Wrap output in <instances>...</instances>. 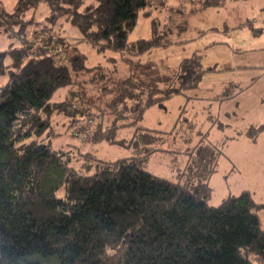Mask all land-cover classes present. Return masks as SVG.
<instances>
[{
  "label": "trees",
  "instance_id": "trees-1",
  "mask_svg": "<svg viewBox=\"0 0 264 264\" xmlns=\"http://www.w3.org/2000/svg\"><path fill=\"white\" fill-rule=\"evenodd\" d=\"M151 2L16 0L5 9L0 0V31L11 39L0 50V264H264V202L243 189L208 203L218 146L201 136L175 179L145 166L165 150L153 137L166 134L136 126L145 111L194 89L213 69L198 51L173 67L141 58L171 44L162 37L171 31L158 32ZM39 3L49 9L41 21ZM140 15L150 35L129 40ZM60 19L80 37L57 33ZM244 24L237 27L261 31ZM81 41L100 54L118 52L128 72L88 65ZM124 127L135 129L118 137ZM65 135L76 142L54 146ZM101 142L132 154L105 160L84 149Z\"/></svg>",
  "mask_w": 264,
  "mask_h": 264
},
{
  "label": "rangeland",
  "instance_id": "rangeland-1",
  "mask_svg": "<svg viewBox=\"0 0 264 264\" xmlns=\"http://www.w3.org/2000/svg\"><path fill=\"white\" fill-rule=\"evenodd\" d=\"M2 1L5 9H10L16 0ZM151 1V5H156L151 10L152 15L159 22L157 23L158 32L163 35L164 32L171 31V37L167 34H165L167 36H162L164 40L170 39L171 44L166 47L153 48L144 53L141 58L153 60L159 65L173 67L182 57L198 51L202 56L201 62L204 66H211L213 69H209L203 74L197 88L185 91L184 95L188 98L192 94L197 97L204 96L209 92H219L212 85L209 86V89L202 88L204 82H208L209 79L220 88L221 85H225L228 79H238L237 84L240 86L246 85L251 78L259 75L258 80L251 83L248 90L245 88L243 92L241 90L238 92L236 112L242 116L244 121L251 119L261 124L264 121V0H227L219 6H203L205 5L203 0ZM31 13L30 11L27 16ZM48 13V6L45 3H39L34 15L36 20L41 21ZM237 21L245 24L247 21L252 22L256 27L260 26L261 31L256 33L245 24L243 29L239 26L236 27ZM55 29H58L57 33L62 32L68 38L80 37L78 28L72 25L68 19L58 20ZM149 35V20L140 15L134 29L129 33V40L147 38ZM10 40L5 32L0 31V50H4ZM77 45L87 55L88 65L103 62L108 67L113 66L114 74L117 76H124L128 72V68L122 62L118 52L100 54L86 42L81 41ZM108 56L114 59L108 60ZM228 67H232V69ZM5 78V75L0 77L3 81ZM53 98L58 99L57 92ZM233 99L230 98L231 101L225 105L222 104L223 109L228 105L231 106ZM205 101L206 99L203 98V100L197 99L196 102L188 103L184 107L186 109L184 113L173 104L174 100L165 103L166 110L153 106L156 108L148 110L146 116L136 126L151 122L160 124L159 127L168 128L175 123L176 117L179 116L177 113L181 112L182 116L179 117V122L177 121L176 129L166 132L160 139H157L156 135L155 138L153 137L156 140L154 144L156 147H172L181 151L183 150L181 143L189 144L194 142V138L199 137L198 139L201 140L200 136H203L199 133L198 128L202 130L201 128L205 126L204 115L206 114L205 104H207ZM223 109L221 108L220 112ZM229 116V114H225L224 110L220 114L219 120L224 122ZM184 117L190 118V120L187 121ZM109 118L110 116L107 115L104 125L108 126ZM192 119L195 123H192ZM58 121V124L61 125V120ZM135 127H124L117 136L129 137ZM67 135L61 137L60 140L55 139L54 146L66 141L76 142L75 138ZM176 136L179 137L178 141L175 139ZM212 136L215 135L212 134ZM213 140L220 139L217 137ZM227 140L219 143L224 155L219 156L217 168L209 177L208 182L212 187V194L208 203L217 205L227 195L238 194L243 189L249 190L257 202H264V152L246 151L248 147L246 138L229 140L230 143ZM84 149L91 152L93 156L105 160L131 155L133 150L128 146H118L107 142L86 144ZM187 149H184L182 153L186 154L191 148ZM174 150L177 149L172 150L174 153L181 154ZM158 157L153 156L146 161V168L153 173L171 179L176 178L178 173L186 171L185 162L186 160L188 162L189 159L187 155H164L161 156V159Z\"/></svg>",
  "mask_w": 264,
  "mask_h": 264
},
{
  "label": "crops",
  "instance_id": "crops-1",
  "mask_svg": "<svg viewBox=\"0 0 264 264\" xmlns=\"http://www.w3.org/2000/svg\"><path fill=\"white\" fill-rule=\"evenodd\" d=\"M237 25H239L238 21L236 22L235 26L237 27ZM240 28L243 29V26ZM263 49H264V44H263ZM208 67H211V66H208ZM243 67H246V66H243ZM228 68L232 69V67H228ZM258 77H259V75L255 76L253 79L251 78L246 85H240V86H239V84H237L238 79H232L231 78V79H228V81L225 83V85L224 84L221 85L220 88L215 82L210 81V79H209L208 82L207 81L204 82L202 88L209 89V86L212 85L214 88L219 90V92H209V93H206L204 96H201L198 94L199 96H197V97L192 94V96H189V98H188V96L184 95L185 93L184 94H174L168 100H166L165 103L168 101L174 100L173 104L178 106V109H180L184 113L186 110L184 107L188 103H192L194 101L196 102L197 99L203 100V98H205L207 101V104H205L206 114L204 115V117L206 119L205 120V126H203L201 128L202 130H200L197 127L199 133L204 135L205 141H208L209 143L214 144L220 148L221 145H219V143L223 142L224 140L228 139L227 141L230 143L229 140L233 141L234 139L239 140L240 138H246V140H248L247 141L248 147L246 148V151L251 150L254 152H258V153L264 152V139H262V136H264V121L261 124L257 123L256 121H253L251 119L244 121L242 116L238 112H236L237 96L239 94L238 92L240 90L243 92V90L245 88L247 89L249 86H251V83L256 82L258 80ZM213 80H215V79H213ZM199 83H200V81H199ZM199 83L197 84V86L195 88L198 87ZM191 90H193V89H191ZM224 94H226V96H224ZM230 98H234L235 100L233 99V101H232L233 103L231 104V106L228 105L226 108L224 107V109H223L222 104H224V105L227 104L229 101H231ZM165 103H164V107H158V106H156V107L162 108L163 110H166ZM156 107L148 108L145 111L143 118H144V116H146V114H147L146 112L148 110H150L151 108H156ZM221 108L223 109L222 112H224V110H225V114L230 115L229 118L225 119L224 122L219 120L220 114H222V112H220ZM177 114H179V116H178V118L176 117V119H175L176 121L174 120L175 123L172 124L170 127L167 126L168 128H165L164 126L159 127L160 124H154L151 122H149L148 124H142L141 126L146 127L148 129H151L152 131H161V132L171 131L172 132V130L176 129L177 121L179 122V117L182 116L181 112L177 113ZM184 119H186L187 121L190 120V118H186V117H184ZM193 122L195 123V121H193V119H192V123ZM251 127H253V128L262 127L261 130L256 132V136L254 138H251L246 134L247 130ZM212 134H214L215 136H212ZM210 135L213 137V139L219 137L220 140H213ZM178 138H179L178 136L175 137L176 141L179 140ZM198 138L199 137L194 138V140H193L194 142H190L189 144L181 143V146L183 149L181 151L178 148H172V147L169 148V147L162 146L161 148H163L165 150H158V151L152 152L148 156L147 161L150 160V158L153 156H159L158 158L161 159V156H164V155H169V156L170 155L171 156L172 155L173 156L187 155V158H188V154L187 153L183 154L182 151H184V149H187V148L189 149V148H192L193 146H195L200 141V139H198ZM200 138H201V136H200ZM173 149H177L174 151H179V152H181V154L174 153L172 151ZM223 155H224V152H223ZM186 163H187V160L185 162V166H186ZM157 175H159V174H157ZM161 176H163V175H161ZM165 177H167V176H165ZM167 178H169V177H167ZM171 179H175V178H171Z\"/></svg>",
  "mask_w": 264,
  "mask_h": 264
}]
</instances>
